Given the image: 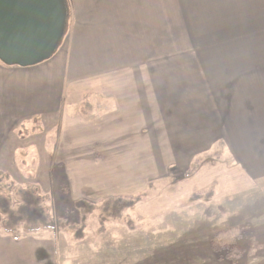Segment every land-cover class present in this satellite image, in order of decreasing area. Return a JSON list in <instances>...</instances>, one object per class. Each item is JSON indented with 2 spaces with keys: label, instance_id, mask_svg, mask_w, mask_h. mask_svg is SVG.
<instances>
[{
  "label": "crops",
  "instance_id": "obj_1",
  "mask_svg": "<svg viewBox=\"0 0 264 264\" xmlns=\"http://www.w3.org/2000/svg\"><path fill=\"white\" fill-rule=\"evenodd\" d=\"M230 1L235 19L239 9ZM69 5L67 35L50 58L30 67L0 62V161L16 155L19 126L38 117L45 129L59 127L49 158L78 198L132 192L141 185L144 154L158 162L156 170L166 168L160 163L167 159L182 169L192 150L206 153L218 143L224 146L221 158L227 154L223 161L229 162L199 169L205 185L220 177L214 198L264 184V56L245 49L253 42L237 46L240 56L194 57L183 13L172 0H70ZM244 8L242 21L251 17L249 6ZM224 180L230 181L226 190ZM196 189L184 186L180 193ZM50 238L38 239V245L20 238L12 244L14 250L25 246L26 257L35 252L41 260H54L58 236Z\"/></svg>",
  "mask_w": 264,
  "mask_h": 264
},
{
  "label": "rangeland",
  "instance_id": "obj_2",
  "mask_svg": "<svg viewBox=\"0 0 264 264\" xmlns=\"http://www.w3.org/2000/svg\"><path fill=\"white\" fill-rule=\"evenodd\" d=\"M64 1L66 11L63 9L65 21L61 41L67 35L68 12L71 11L69 10L70 0ZM172 1L174 7H179L183 13L185 36L189 34L192 43L191 56H201L212 60L235 57L237 53L240 56L241 53L236 48L237 46L241 48L244 42H253L252 45L245 46V49L254 51L258 59L264 56V0H235L239 9L236 11L235 19L233 18L235 9L230 0ZM247 5L251 17L242 21V8L246 9ZM178 29L176 27V33L181 37ZM188 54V52L185 53V55ZM216 62L220 63V61ZM39 126L42 128L41 131L34 129L23 138L25 140L22 142L16 137L19 141L16 155L14 157L10 155L7 159L0 161V168L4 169L0 171V200H9L8 211L18 210L17 213L20 212L22 217L28 213L31 215L36 213L34 217L37 220L31 224H39L37 227H41L40 223L45 221L46 217H51L52 221H57L55 216L63 220L57 233L55 258L52 260L50 256H47V260H41L38 255H34L35 252H30L26 257L25 246L14 250L16 247L12 243L16 242L13 240L16 241L19 237L23 240L20 243L32 241L31 244L36 245L40 244L38 239L50 240L51 236L54 237L52 231L48 229L42 228L35 233H30L26 229L32 226L21 224L15 227V232L8 234L0 228V264L7 262L11 264L16 262H26V264H231L218 261L209 249L210 236L224 228L244 229L245 239L240 240L241 247L245 244L248 246L244 247L243 258L237 264L264 263V252L260 253L261 238L264 236V184H260L258 190H247L242 194H224L219 198L213 197L209 201L206 198L201 201L191 200L192 191L186 195L180 193V189L184 186L190 189L197 188L194 192H206L212 184L215 186L220 184L218 180L220 177L215 179L212 173L211 182L205 185L202 182L204 174H199V169L208 165L225 167L222 164L229 161H223L227 154L225 158H221L224 154H222L224 146L218 147V144H215L206 153H197L190 148V161L182 169L167 159L160 163L166 168L156 170L155 166L158 162L154 160L153 155L151 160L156 162L154 164L148 161V157L144 154L143 177L141 185L133 190H136L135 192L105 196L92 194L83 199L76 197L74 193L71 194L70 191L68 195L61 193V187L65 184L63 171L56 168L57 164L49 158V156L52 157L58 142L59 127L51 126L45 129L46 125L41 119ZM24 127H35V124L24 123ZM43 139H45L44 145ZM181 155H184V151ZM195 165L197 170L186 177L185 172ZM157 171H160L159 176L156 175ZM196 174L197 178H193ZM231 174L234 175L236 172L233 170ZM226 175L231 178L230 173L224 172V176ZM186 179H191V184ZM229 185L230 181L224 180L222 190H226L224 188ZM138 195L140 200L135 209L127 212L133 221L132 224L110 219L102 224L98 220L97 212L83 219V210L73 208V203L78 200L96 203L109 196L136 197ZM1 219H5V216H1ZM13 222L8 219L9 224L18 223ZM244 222L247 224L244 225ZM63 224L64 227H62ZM71 225L85 229V238L80 242H73V233L69 230ZM102 225L104 230L101 231ZM251 229L259 238L253 237ZM26 236L31 237L26 240ZM48 245L45 247L47 250ZM31 248L34 247L31 246ZM31 248L29 250H33ZM254 249L256 252H253Z\"/></svg>",
  "mask_w": 264,
  "mask_h": 264
},
{
  "label": "trees",
  "instance_id": "obj_3",
  "mask_svg": "<svg viewBox=\"0 0 264 264\" xmlns=\"http://www.w3.org/2000/svg\"><path fill=\"white\" fill-rule=\"evenodd\" d=\"M62 1L63 9L66 11L65 8V1ZM70 6V5H69ZM80 113L85 116L88 113V106L87 102L84 101L82 103V106L80 107ZM39 118L34 117L31 119L30 123H34L35 127L26 128L24 127V124H21L19 128L16 130V136L23 140V138L27 137L30 132H32L34 129L36 131H41L42 128L39 126ZM218 147H223L222 143H218ZM197 170V166L195 165L191 170L185 172V176L189 177L191 176L195 171ZM52 172V170H51ZM1 180V178H0ZM215 185L212 184L209 189L206 192L203 191H196L190 195L191 200H198L201 201V199L206 198L207 201L213 199L214 193H215ZM61 193L64 195H68V185L65 182L63 187H61ZM140 200L139 195L136 197H126V196H109L106 199L100 201V202H86L83 200H78L75 203H73V208L75 209H81L83 210L82 217L83 219L86 217L91 216L94 213H98V220L104 224V221L107 219H110L112 221L116 222H122L125 221L127 223L132 224L133 221L129 215H127L128 211H131L135 209V206L137 202ZM9 200L3 201L0 200V228L3 229L4 233H13L15 232V227L17 225L25 224L31 225L29 229H26V231H29L30 233H35L39 231L40 229H48L52 231V233L55 236H58V230L60 229V224L62 221L56 217V220L51 219V217H46L47 219L40 223L41 227H37L39 224H31V222L36 221V217L34 215L36 213H28L26 216L22 217V215L17 213L18 210L14 212L8 211ZM1 216H5V219H1ZM8 219L13 220L15 222H18L16 225H12L8 223ZM24 221V222H23ZM29 222V223H27ZM99 222V223H100ZM13 227L10 229L9 227ZM69 226V225H68ZM67 226V227H68ZM64 227V224L62 225ZM26 228V227H25ZM69 230L73 233V242H80L85 238V232L83 227H74L71 225L69 227ZM101 231L104 230V225H102ZM244 229L241 228H224L220 231L214 232L209 239V249L216 256V259L218 261H225L227 263L231 264H237L238 261L243 258V255L245 253V244L243 247H241V243L244 237ZM28 232V234H29ZM100 232V231H99ZM20 238V237H19ZM18 238V239H19ZM242 239V241H240Z\"/></svg>",
  "mask_w": 264,
  "mask_h": 264
},
{
  "label": "water",
  "instance_id": "obj_4",
  "mask_svg": "<svg viewBox=\"0 0 264 264\" xmlns=\"http://www.w3.org/2000/svg\"><path fill=\"white\" fill-rule=\"evenodd\" d=\"M64 21L61 0H0V62L30 67L50 58Z\"/></svg>",
  "mask_w": 264,
  "mask_h": 264
}]
</instances>
